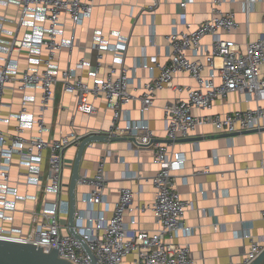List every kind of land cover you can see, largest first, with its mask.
<instances>
[{
    "label": "built area",
    "instance_id": "obj_1",
    "mask_svg": "<svg viewBox=\"0 0 264 264\" xmlns=\"http://www.w3.org/2000/svg\"><path fill=\"white\" fill-rule=\"evenodd\" d=\"M192 1L180 3L183 12L178 25L186 29L177 25L168 35L169 61L161 64L157 56L143 60V67L151 71L157 68L159 73L145 82L137 95L131 91L132 77L115 63L123 60L127 47V41L120 36L113 42L102 31L97 32L96 47L100 53L90 74L91 81L79 72L89 65L84 58L76 67H60L61 50L68 47L72 51L76 46L74 36L61 37L64 20L69 17L74 26L83 24L93 12L92 2L0 0V5H16L20 12L19 19L14 20L13 39L6 42L1 36L9 19L0 15V239L32 244L45 252L57 249L61 258L73 264H93L82 242L69 231L70 200L65 195L68 192L64 178L66 154L70 148L77 149L83 135L72 122V128L59 138L46 136L49 131L46 113L54 106L56 87L61 83L66 92L74 94L75 110L82 114H97L95 100L104 97L108 108L113 110L110 136L130 135L136 138V146L153 147L152 160L158 166L152 178L154 199L135 204L134 190L122 187L111 215L101 208L107 204L106 157H100L93 175H81L78 187L90 186V189L77 198L75 228L94 252L98 264H124L130 255L135 256V264H196L190 244L175 241L181 234L191 235L193 228L185 222L190 202L181 196L174 183L175 173L184 168L187 157L172 144L194 136L207 125L221 133L262 127L264 36L246 43L243 49L234 40L222 37L223 31L230 34L238 27L235 12L222 10V0H214L210 17L191 29L186 9ZM256 1L244 2L246 14ZM160 3L161 0H153L149 11L154 12ZM29 16L31 30L20 38V28ZM208 35L212 36V42L205 46L203 39ZM106 51L112 52L114 62L108 65L106 76L101 77L99 70L104 65ZM23 54L28 62L24 69L21 68ZM180 73H187L196 85L174 84ZM168 86L185 93L164 107L166 139L171 142L155 141L156 135L144 121L127 120L123 127L120 125L124 106L137 99L141 112L145 113L153 106L157 92ZM7 89L19 90L23 96L18 112L4 115ZM39 89V109L33 111L31 105ZM231 92L246 94L257 106L243 111L212 112L217 100L225 99ZM195 109L203 113H196ZM13 120L17 122L13 130L3 128V124L9 125ZM95 131L100 130L87 133ZM46 157L48 169L44 171ZM79 203L84 207H79ZM147 211L152 212L158 229L140 227L138 216ZM263 251L264 240L251 239L243 260L233 264H251Z\"/></svg>",
    "mask_w": 264,
    "mask_h": 264
},
{
    "label": "crops",
    "instance_id": "obj_2",
    "mask_svg": "<svg viewBox=\"0 0 264 264\" xmlns=\"http://www.w3.org/2000/svg\"><path fill=\"white\" fill-rule=\"evenodd\" d=\"M94 4V9L85 22L74 26L69 17L65 18V27L61 37L74 38L75 48L70 51L64 48L60 52L59 63L62 69L76 67L82 58L89 65L80 69L83 77L91 81V71L98 62L99 49L96 47V34L102 31L110 41L118 37L127 41L124 58L115 62L118 69H124L132 77L131 91L140 94L142 85L159 73V69H147L141 64L143 60L157 56L163 64L169 61L170 48L168 35L179 24L183 9L180 3L184 0H161L154 12L149 11L153 0H86ZM246 0H222V10L236 14L238 27L232 33L222 32V37L237 42L243 49L246 43L264 36V0L254 2L248 14L243 10ZM214 0H193L188 4L186 12L190 27L196 28L208 19L212 12ZM0 15H5L6 22L3 40L13 39L16 28L14 20L19 19V7L16 5H0ZM32 17L20 28L18 36L25 37L31 30ZM185 30L186 27L178 25ZM212 36L204 37L203 44L210 46ZM24 54L21 57V68L27 67ZM114 62L112 52L106 51L104 65L99 76L105 77L108 65ZM221 61L218 59L217 63ZM220 79L218 78V81ZM174 84L195 86V81L187 74L180 73ZM40 89L35 92L37 99L31 110H38ZM23 92L7 89L4 100L7 105L3 114L16 113L20 109ZM185 96L174 86H168L157 92L153 106L145 113L140 110V101L135 99L124 106L120 125L126 121L149 124L157 139H166V119L164 107L175 97ZM98 113L87 115L76 112V97L66 92L62 84L56 87L54 106L47 111L50 139L59 138L75 125L81 135L89 130L110 131L113 124V110L108 108L104 97L95 100ZM264 105V102H262ZM257 106L246 94L231 92L225 99L217 100L212 112L227 113L237 110L252 109ZM196 113H203L195 109ZM73 122V124H72ZM17 122L13 120L3 128L14 129ZM264 128V122L262 127ZM240 133L235 136L210 137L222 134L210 125L199 128L194 136H202L195 141H177L173 143L175 150L182 151L186 163L182 170L175 173V187L181 196L190 202L185 215V222L193 232L176 238V243L190 244L191 257L196 264H233L243 260L251 247V239L264 240V130ZM169 143V142H167ZM76 148L67 151V162L64 178L69 198V182ZM48 152H46V155ZM106 157V173L108 183L105 188L107 204L101 208L111 215L119 199L120 189L130 187L135 192V204L151 202L155 197L153 176L158 166L153 163V147H138L130 141L94 142L88 147L81 163L80 174L93 175L100 157ZM43 169H48L47 157ZM90 186H80L77 198ZM79 207H84L79 203ZM130 219V215H126ZM140 227L155 230L159 228L151 211L138 216ZM249 236V237H246ZM134 255L126 258L124 264H135Z\"/></svg>",
    "mask_w": 264,
    "mask_h": 264
},
{
    "label": "water",
    "instance_id": "obj_3",
    "mask_svg": "<svg viewBox=\"0 0 264 264\" xmlns=\"http://www.w3.org/2000/svg\"><path fill=\"white\" fill-rule=\"evenodd\" d=\"M258 130L259 129L255 128V129L244 130L234 133L216 134L210 137H219V136L231 137L240 133H250ZM261 130H264V128H261ZM202 138H203L202 136H190L187 138L178 139L177 141H195ZM117 141H130L134 144H137L136 138L133 136L130 135L110 136L109 131L108 132L95 131L83 135L81 137V142L77 147L76 155L72 166V173L69 182V200H70V212L68 217L69 231L79 241L82 242L88 255L92 259L93 264H98L97 258L94 252L83 241L82 237L75 228V212L77 209L78 180L82 175L80 174L81 163L85 156L86 149L89 147V144L94 142L108 143V142H117ZM155 141L171 142L169 139H164V140L156 139ZM0 264H73V263L66 259L61 258L58 254L57 249H52L50 252H45L43 249L38 248L32 244L0 239ZM251 264H264V251Z\"/></svg>",
    "mask_w": 264,
    "mask_h": 264
}]
</instances>
